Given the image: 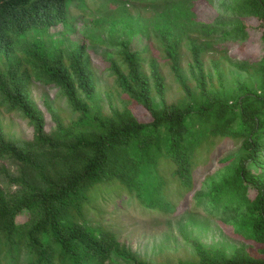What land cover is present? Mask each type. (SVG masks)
Instances as JSON below:
<instances>
[{"label":"trees","instance_id":"obj_1","mask_svg":"<svg viewBox=\"0 0 264 264\" xmlns=\"http://www.w3.org/2000/svg\"><path fill=\"white\" fill-rule=\"evenodd\" d=\"M68 1L79 0H0V103L19 111L34 130L31 140L8 139L0 123V156L15 166L13 172L2 167L0 264H106L114 258L154 264L99 222L96 203L125 195L143 209L171 212L174 198L189 193L195 174L228 144L235 154L221 159L197 201L249 244L228 254L194 242V257L177 264H264V0L224 4L236 15L230 29L207 21L201 5L210 0H122L136 11L127 10L118 23L111 19L109 29L119 24L145 43L139 50L130 49L129 39L117 43L116 61H110L123 105L115 107L106 94L108 112L97 102L85 41L68 52L51 35L34 36L67 21ZM251 35L261 45L256 56L234 61L215 47L234 42L249 51ZM154 44L182 90L176 101H166L164 75L147 57ZM184 48L194 86L182 66ZM206 56L216 79L204 68ZM225 62L238 73L227 77ZM33 80L58 87L76 118L65 122L54 113V128L46 132L29 93Z\"/></svg>","mask_w":264,"mask_h":264},{"label":"rangeland","instance_id":"obj_2","mask_svg":"<svg viewBox=\"0 0 264 264\" xmlns=\"http://www.w3.org/2000/svg\"><path fill=\"white\" fill-rule=\"evenodd\" d=\"M231 1L210 0V5L203 3L201 8L207 21L229 23L220 29L232 28L236 15L231 13L225 7L226 5L224 6V4H230ZM122 5V0L68 1L65 23L52 27L47 34H34L35 38L43 40L50 38L51 35L52 40L61 41L57 43V46L66 48L68 52L72 51L81 40L85 41L86 53L89 56L96 82V91L100 98H97V102L107 112L109 101L106 94L112 97L115 107L121 108L123 105L122 97L118 94L114 82L110 61H116L117 43L122 39H129V47L133 50L141 49L145 43L144 39L138 35L129 38V35L123 32L119 24H116L114 30L109 29L111 19L115 18L118 23L120 17L128 15L127 10L134 15L136 10H132L128 3L125 5L127 9ZM254 40L255 36L251 35L248 40V42H252L249 51L246 48L242 49L234 42L218 41L215 47L224 48L231 60H242L248 58L249 55L256 56L258 54L261 45L259 44V47ZM161 56L162 54L155 44L147 53V57L155 58L164 75L166 101H176L182 90L179 89L178 83L171 74L169 64L164 62ZM189 62H191L189 50L184 48L182 66L188 78H190ZM222 65L225 67L227 77L229 74L238 73L228 62L222 63ZM204 68L212 73L214 79L217 78L215 66L208 56L204 58ZM146 72L150 76L149 67H146ZM150 81L152 85L151 78ZM189 83L192 86L195 85V81L191 78ZM29 93L37 108L44 115L46 132H50L54 128L55 123L52 118L54 113L65 122L76 118L77 113L71 111L58 87L33 80L29 86ZM154 100L157 104L159 103L157 98L154 97ZM130 108L138 117L148 118L147 113L140 105L130 104ZM0 123L2 131L8 139L19 141L32 139L34 130L28 119L23 117L19 111L8 109L2 103H0ZM235 152L236 147L231 144L225 145L218 153L214 152L209 166L202 167L195 174L192 190L183 197L174 198L176 206L171 212L143 209L125 195L121 198L104 196V200L100 198L96 203V206L102 210V215L97 219L115 233L118 241L127 250L154 264H177L179 260L193 258L195 254L194 242L202 243L206 248H224L228 254L239 246L247 247L249 243L243 237L235 234L230 224L225 223L220 216L209 213L206 204L197 201L199 194L208 190L209 186L207 185L210 177L223 166L221 159L234 155ZM2 167L11 172L15 170V166L9 159L0 156V182L4 177ZM93 214L94 212L91 213V215ZM106 264L127 263L119 258H114Z\"/></svg>","mask_w":264,"mask_h":264}]
</instances>
